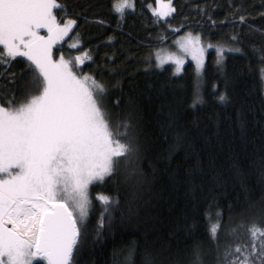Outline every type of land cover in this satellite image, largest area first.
I'll return each mask as SVG.
<instances>
[{"label":"trees","instance_id":"16d2710c","mask_svg":"<svg viewBox=\"0 0 264 264\" xmlns=\"http://www.w3.org/2000/svg\"><path fill=\"white\" fill-rule=\"evenodd\" d=\"M60 2L86 19L76 29V49L71 33L57 52L89 51L92 60L80 68L108 86L114 123L131 116L129 135L140 149L136 175L125 179L122 162L117 180L90 186L87 239L74 260L125 264L132 250L130 264H144L146 256L153 264H188L199 245L204 264H216L217 246L206 235L209 205L224 213L221 252L249 240L244 227L232 232L236 226L256 222L264 228V0H173L176 12L165 19L148 8L155 0H136L135 11L121 21L110 0ZM188 32L199 33L206 44L199 75L191 61L180 72L172 63L157 67L155 52ZM26 66V58L18 57L0 68V96L29 91V77L21 76ZM117 99L120 106L112 107ZM97 193L119 197L99 237L95 229L104 206Z\"/></svg>","mask_w":264,"mask_h":264},{"label":"snow or ice","instance_id":"6c2138e0","mask_svg":"<svg viewBox=\"0 0 264 264\" xmlns=\"http://www.w3.org/2000/svg\"><path fill=\"white\" fill-rule=\"evenodd\" d=\"M109 7L121 21L135 11L136 0H110ZM148 8L158 17L176 12L173 0H155V6ZM83 19L60 0H0V68L24 57L27 66L21 76L29 77V91L22 97L0 96V264H35L37 260L77 264L74 257L88 234L90 186L117 180L122 162L128 168L125 179L137 174L140 149L129 135L132 118L113 122L108 86L80 68L92 60L89 51L77 49L73 56L55 48L76 33L71 44L76 49L81 43L76 29ZM244 19L239 17L241 22ZM95 22L104 20L96 17ZM178 47L195 61L199 75L205 51L200 34L185 33L178 38ZM168 59L180 71L182 56L169 53ZM156 66H162L159 50ZM196 95L194 105L199 102L198 90ZM219 100L227 97L222 93ZM119 106V99L112 102V107ZM96 199L104 206L95 229L99 237L106 219H111L110 208H119V197L97 193ZM214 207L209 205L205 218L209 222L206 235L217 246L216 264H264V228L256 222L232 229L235 233L244 227L247 242L228 244L220 251L224 213L213 212ZM259 211L264 218V208ZM131 255L132 250L125 264H130ZM144 264L153 261L146 256ZM188 264H204L199 245Z\"/></svg>","mask_w":264,"mask_h":264},{"label":"rangeland","instance_id":"374dc122","mask_svg":"<svg viewBox=\"0 0 264 264\" xmlns=\"http://www.w3.org/2000/svg\"><path fill=\"white\" fill-rule=\"evenodd\" d=\"M156 17L159 18V19H165V18H167V17H158V16H156ZM184 34L185 33H183L182 35H180L177 38H175L173 40V42H172L171 45L165 46V47H162V48L158 49L159 50V53H160V56H161L162 66L163 65H166L167 63H172L173 66H174V68H175V70H176V64H175L174 60L168 59V54L169 53H173L175 55L182 56V58H183V61L184 62L180 66V71H182L183 66L186 64L187 61H191L194 64L195 68H196L195 61L192 60L191 56L190 55H184V53L182 52V50H180L179 47H178V38L184 36ZM201 42H202V44H203V46L205 48V51H204V63H205V58H206V44L203 43L202 39H201ZM158 50L155 52V57L157 55ZM180 71H177V72H180ZM37 261H39V260H37ZM37 261H35V262H37Z\"/></svg>","mask_w":264,"mask_h":264}]
</instances>
